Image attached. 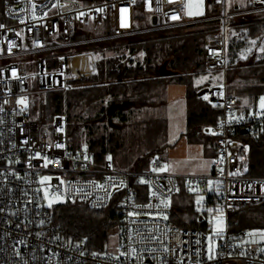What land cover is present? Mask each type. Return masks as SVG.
<instances>
[{
  "label": "built area",
  "instance_id": "obj_1",
  "mask_svg": "<svg viewBox=\"0 0 264 264\" xmlns=\"http://www.w3.org/2000/svg\"><path fill=\"white\" fill-rule=\"evenodd\" d=\"M206 2L214 15L203 21L214 20L216 29L206 35L204 69L220 73L203 94L221 109L208 129L216 137V161L209 174H180L117 169L90 145L71 148L67 112L50 115L48 100L53 94L67 100L74 88L67 56L85 42L81 35L106 28L121 37L197 23L189 22L184 0H0V264H264V230L233 235L230 220L236 210L264 201V176L245 174L249 148L233 137L242 129L264 132V107L238 112L227 82L230 30L241 15L263 10L264 0H247L244 9L230 0ZM139 13L148 14L150 26ZM45 184L52 195L93 210L114 204L118 252L59 238ZM183 191H206L205 200L212 194L207 212L222 215L212 257L206 232L212 223L202 218L205 229H190L173 221L172 199Z\"/></svg>",
  "mask_w": 264,
  "mask_h": 264
},
{
  "label": "trees",
  "instance_id": "obj_2",
  "mask_svg": "<svg viewBox=\"0 0 264 264\" xmlns=\"http://www.w3.org/2000/svg\"><path fill=\"white\" fill-rule=\"evenodd\" d=\"M85 4L100 0H82ZM236 7V5L234 6ZM240 8H248L244 5ZM211 11L209 16H213ZM148 14L139 13L138 19H146ZM214 20L203 21L197 26L185 25L167 29L142 31L128 35L125 39L112 36L110 30L100 28L101 40L83 43L76 46V51L68 55L69 81L74 88L71 98L77 100H93L99 107L98 115L106 112L111 117L131 113L137 108L147 105V100H154L158 89L165 79L174 84L185 86L186 98L189 105V129L200 130L201 135L209 134L207 129L220 116L221 109L215 104L207 102L198 92L206 85H197L195 79L204 69V52L206 35L216 29ZM97 30V31H98ZM90 38V34L81 35ZM95 54L97 57L93 67L82 75L77 64L81 57ZM167 62L169 69L177 74L162 77L160 66ZM228 71L227 82L230 93H235L239 100L257 101L264 94V16L261 12L243 14L231 28L228 40ZM78 89V90H77ZM109 95V98L106 96ZM69 96L67 95V104ZM64 99L61 94L49 96L48 109L50 115L64 111ZM68 134L72 121V113L67 108ZM87 120H81L85 123ZM194 134V132H193ZM249 148V164L245 172L249 176H264V132L260 130L237 131L233 136ZM96 157L104 160V138L89 143ZM100 147V151L96 149ZM71 148L74 146L71 145ZM183 197L188 192L183 191ZM203 193H206L204 191ZM206 204H210V197ZM175 205L177 212L173 214V221L190 229H203L204 215L195 213L191 207ZM183 210L190 216L184 218ZM203 216V219L200 217ZM53 225L59 238L70 243L87 240L94 250L103 252L104 236L110 226H119L120 218L114 204L104 209L93 210L85 203L65 201L52 207ZM231 232L238 235L242 228L264 229V201L236 210L230 215ZM223 264H244L235 261Z\"/></svg>",
  "mask_w": 264,
  "mask_h": 264
},
{
  "label": "rangeland",
  "instance_id": "obj_3",
  "mask_svg": "<svg viewBox=\"0 0 264 264\" xmlns=\"http://www.w3.org/2000/svg\"><path fill=\"white\" fill-rule=\"evenodd\" d=\"M246 2L247 0H230L232 6H244ZM184 3L189 22H198L197 26L202 24L203 19H207L213 10L206 0H184ZM259 11L264 16V9L248 11L245 14ZM185 25L194 26L195 24H182L173 27ZM102 32V30H90L86 32L90 34V38H85V40L80 37L79 39L84 40L85 44L108 38L103 37ZM126 37L121 36L123 39ZM72 51H76V48H72ZM97 57L90 53V55L80 58L77 68L81 75L93 67ZM219 78L220 73L218 72L202 71L196 77L195 82L197 85H205L211 81H217ZM71 94L72 91L68 93V104L66 100L64 101V108L66 112H68V108L72 113V121L69 126V144L74 146V149L82 145H89L95 139L104 138L105 147L109 149L105 153V159L111 160L113 167L117 169L157 170L173 173L183 171V169H191L189 170L190 173L211 169L212 162L209 166L208 160H204V147L199 143L207 144L208 150L213 153L215 152L213 146L214 144L216 146V137H213L211 133L206 134L204 132H202L204 134L202 136L200 130H192L194 126L189 129L187 119L189 105L185 86L174 84L169 79H165L161 88L158 89L155 99L147 100V105L137 108L131 113L126 111L123 114L127 116L126 118H123L122 114L111 117L108 112L104 116H99V107L95 105L93 100L80 101L77 100V97L71 98ZM257 104L264 107V94L259 96ZM84 119L87 121L82 123L81 120ZM96 149L100 151L101 148L96 146ZM214 160L216 161V157ZM40 181L46 183L48 178H40ZM42 194L48 207H54L56 204L65 202L61 195H52L46 184L42 188ZM172 203L174 209L177 204L182 205L183 208L191 207L195 213L204 215V219L213 224L212 231L210 232V229L207 228L206 232L209 238V254L210 257L214 256L216 251H212V246L217 249L223 233V219L220 212L218 211L217 217L208 214L205 194L203 193H188L187 197H183V193H180L172 199ZM180 215L186 219L190 217L187 210H183V214ZM118 227L115 225L107 229L104 236L103 253L114 254L118 252ZM262 241H264V236Z\"/></svg>",
  "mask_w": 264,
  "mask_h": 264
},
{
  "label": "crops",
  "instance_id": "obj_4",
  "mask_svg": "<svg viewBox=\"0 0 264 264\" xmlns=\"http://www.w3.org/2000/svg\"><path fill=\"white\" fill-rule=\"evenodd\" d=\"M246 5H247V2H246ZM227 53H228V47H227ZM228 92H229V89H228ZM230 93V92H229ZM231 95H235L237 97V100H236V103H235V106H236V109L238 110V112L240 113H248V112H251L253 111L255 108H262L260 106H258L257 101H250V100H239L238 99V96L235 94V93H230ZM106 98H109V95L106 96ZM208 131V129H207ZM214 137V136H213ZM199 145H202L204 147V152H203V157H204V160H208V163H209V166H210V163H211V169H207L206 171H203V172H197L198 174H208V173H211L212 170H213V166H214V159L216 157V146L214 144V151L215 152H211L208 150V147H207V144L204 145L203 143H199ZM213 158V161H211V159ZM210 159V161H209ZM190 167V166H189ZM191 169H183V171H176V173H190ZM175 173V172H174Z\"/></svg>",
  "mask_w": 264,
  "mask_h": 264
},
{
  "label": "water",
  "instance_id": "obj_5",
  "mask_svg": "<svg viewBox=\"0 0 264 264\" xmlns=\"http://www.w3.org/2000/svg\"><path fill=\"white\" fill-rule=\"evenodd\" d=\"M155 21H156V18L154 17V18H153V22H155ZM159 73H160V75H161L162 77H168V76H172V75L177 74V72H175V71H173V70H171V69L168 68V66H167V62H164V63L160 66V68H159ZM205 91H206V88H202V89L198 92V95L202 97ZM241 131H242L243 133H246V132H247V129H242ZM202 218H203V217L201 216L200 219H202Z\"/></svg>",
  "mask_w": 264,
  "mask_h": 264
},
{
  "label": "snow or ice",
  "instance_id": "obj_6",
  "mask_svg": "<svg viewBox=\"0 0 264 264\" xmlns=\"http://www.w3.org/2000/svg\"><path fill=\"white\" fill-rule=\"evenodd\" d=\"M3 27V25H0V28H2ZM59 146V145H58Z\"/></svg>",
  "mask_w": 264,
  "mask_h": 264
}]
</instances>
